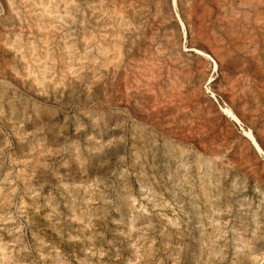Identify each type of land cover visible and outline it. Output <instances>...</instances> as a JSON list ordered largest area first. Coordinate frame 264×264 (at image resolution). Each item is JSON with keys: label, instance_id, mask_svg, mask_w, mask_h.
Returning <instances> with one entry per match:
<instances>
[{"label": "rangeland", "instance_id": "rangeland-1", "mask_svg": "<svg viewBox=\"0 0 264 264\" xmlns=\"http://www.w3.org/2000/svg\"><path fill=\"white\" fill-rule=\"evenodd\" d=\"M263 157L264 0H0V264H264Z\"/></svg>", "mask_w": 264, "mask_h": 264}, {"label": "bare ground", "instance_id": "bare-ground-1", "mask_svg": "<svg viewBox=\"0 0 264 264\" xmlns=\"http://www.w3.org/2000/svg\"><path fill=\"white\" fill-rule=\"evenodd\" d=\"M65 2V1H64ZM135 3V2H134ZM174 4V3H173ZM194 4V3H193ZM108 10V9H107ZM66 11V10H65ZM126 13V12H125ZM162 13V12H161ZM53 14V13H52ZM67 14V13H66ZM111 14V13H110ZM60 18V17H59ZM66 23V22H65ZM99 25V24H98ZM38 26V25H37ZM41 28V27H40ZM136 28V27H135ZM154 28V27H153ZM88 29V28H87ZM232 29V28H231ZM126 32V31H125ZM160 37V36H159ZM99 38V37H98ZM134 39V38H133ZM96 43V42H95ZM130 44V43H129ZM150 47V46H149ZM140 51V50H139ZM147 54V53H146ZM183 58V57H182ZM112 62V61H111ZM68 69V68H67ZM70 71V70H69ZM35 77V76H34ZM156 88V87H155ZM190 88V87H189ZM130 93V92H129ZM95 95V93H94ZM90 96V95H89ZM179 98V97H178ZM162 107V106H161ZM159 111V110H158ZM152 113V112H151ZM225 114V113H224ZM227 117L228 119L230 118L233 122H237V118L227 110ZM230 120V121H231ZM172 127V126H171ZM178 136V135H177ZM245 138L249 141V143L251 144V146L253 147V149L255 150V153H259L261 152L256 140L254 139V136L252 135V132L249 130L248 132H245ZM264 161V157L263 160ZM172 244V243H171Z\"/></svg>", "mask_w": 264, "mask_h": 264}]
</instances>
